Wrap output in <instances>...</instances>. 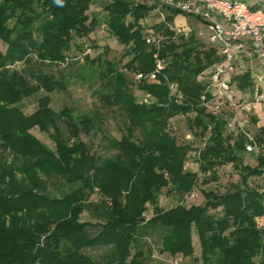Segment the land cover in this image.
<instances>
[{"label": "trees", "instance_id": "1", "mask_svg": "<svg viewBox=\"0 0 264 264\" xmlns=\"http://www.w3.org/2000/svg\"><path fill=\"white\" fill-rule=\"evenodd\" d=\"M148 1L107 0L104 5L108 31L125 51L111 62L104 58L105 48L88 63L98 68L100 102L119 110L125 123L120 139L107 142L114 155L100 160L80 138L98 132L99 117H76L73 108L55 112L49 106V94L66 90L69 80L58 66L67 63L74 40L86 38L98 25L88 15L91 0H63L62 6L56 0H0L5 46L0 51V264H147L140 239L150 230H160L162 254L191 258L194 231L201 264H264V226L259 225L264 185L249 182L264 178V154L256 155L255 166L243 162L248 145L264 146V126L251 141L244 132L228 133L223 113L207 111L200 99L206 87L197 77L218 61L215 47L204 46L194 33L172 39L165 23H159L156 32L165 39L153 49L143 36L145 26L138 25L154 9ZM166 13L167 23L180 14L170 8ZM154 54L164 68L158 83L138 82V89L154 99L141 104L118 66L128 58L124 70L147 74L155 69ZM18 63L22 70L12 68ZM172 83L180 100L170 95ZM233 83L240 91L254 90L249 70ZM42 92L37 109L23 114V99ZM191 113L190 128L205 139L196 159L198 172L185 168L191 146L179 144L167 129L170 119ZM35 128L49 135L54 150L32 135ZM229 164L239 173L232 192L204 191L201 205L157 207L163 189L183 197L199 182L217 181L216 169ZM58 183L71 191L51 197L49 187ZM93 195L99 197L96 202L90 201ZM147 204L153 215L146 221ZM85 211L99 221L94 236L87 230L93 224L79 220ZM106 245L112 250L102 262L84 253Z\"/></svg>", "mask_w": 264, "mask_h": 264}, {"label": "rangeland", "instance_id": "2", "mask_svg": "<svg viewBox=\"0 0 264 264\" xmlns=\"http://www.w3.org/2000/svg\"><path fill=\"white\" fill-rule=\"evenodd\" d=\"M107 0H91V6L88 11L89 17L94 18L98 25L92 33L86 38L81 40L75 39V47H72L71 52L68 55L67 63L58 66L69 80L67 88L64 91H55L49 94L50 108L59 112L64 107H70L74 109V116L80 117L82 115H96L99 117V130L95 134L89 136L81 135V140L88 145L91 152L99 157L100 160L112 157L115 150L107 146V142L110 140H119L123 134V126L125 118L121 112L117 109L110 110L104 107L99 100V96L102 94V88L100 87V79L97 78L98 68L97 65L89 64L88 62L94 60L99 56L105 48L109 52L104 56L107 61L117 62L122 58L124 54V47L117 43V41L110 35L107 28V14L104 10V5ZM134 3L147 2L148 0H130ZM247 3L255 2L256 0H242ZM158 15L152 10L147 16L140 20L144 22L146 29L143 30V36L152 29L156 34V26L159 24ZM138 23V25L140 24ZM176 26H181L189 29L191 33H194L198 40L204 46H210L204 39L198 37V32L201 30L199 22L192 17L179 14L174 17L172 23ZM77 47V48H76ZM155 49V48H153ZM0 51H5V46L0 42ZM87 56L88 60H84ZM128 58L123 59L118 66V70L122 71L128 79V90L130 94L139 102L142 100L145 93L138 89V82L136 75L126 71L122 68L123 64L127 62ZM23 64L18 63L12 68L16 70H22ZM246 70H249L254 82V90L240 91L235 87V84L231 88L232 101L229 106L227 103L220 106V112L223 113L227 120V132L237 134L238 132L246 133L249 140H253L257 135L260 127L264 126V100L257 102L255 96V87L259 88V93H264V68L261 67L259 60L255 57L247 59L242 63V67L238 66L235 70L234 77L241 75ZM156 84V83H155ZM170 85V84H169ZM168 85V88H169ZM176 85V84H175ZM44 95V92L35 96L24 98L20 104V109L25 115L32 114L37 109V99ZM170 95L171 92H170ZM193 114L186 116H177L168 121V132L174 137L179 144H189L191 151L187 155L185 168L188 171L198 172V163L196 161L198 152L204 147L205 139L197 134H194L190 128L189 120ZM255 119L256 121L254 122ZM40 142L45 144L50 149L54 150V144L48 134L41 133L37 128L31 130ZM254 142V141H253ZM246 153L243 156V162L245 165L255 166L257 164L255 157L258 154H264V146L259 145L246 147ZM217 181L210 182L206 185L197 184L190 194L183 197H179L172 193H167V189H163L161 195L158 197L157 207L162 210H167L177 205H184L189 207L192 205H201L203 203L202 193L208 191H214L219 193L232 192L235 186L239 184V173L230 164L218 167L216 169ZM200 181L202 175L199 174ZM250 185L254 187H260L264 185V178H253L250 181ZM71 191L70 186H62L61 184L50 185L49 194L51 197H60L64 193ZM98 195H93L90 198L91 202L98 200ZM218 211H211V213H217ZM153 215V208L151 205H146V211L143 214V218L147 221ZM264 218V217H262ZM80 222H88L93 224V228L87 229L90 236L97 234L100 229L97 227L99 221L96 220L94 212L85 211L79 217ZM262 226V225H260ZM160 230H150L140 242L144 245L146 250V256L148 258L147 264H184L193 263L201 264L200 262V246L196 233L192 234V246L193 256L191 258L183 257L182 255L170 256L168 254H162L160 249ZM112 250L111 245L106 246H94L88 247L84 250V253L90 258L101 261L108 258L109 252ZM133 253V250L131 251ZM102 262V261H101ZM107 264V263H105Z\"/></svg>", "mask_w": 264, "mask_h": 264}, {"label": "built area", "instance_id": "3", "mask_svg": "<svg viewBox=\"0 0 264 264\" xmlns=\"http://www.w3.org/2000/svg\"><path fill=\"white\" fill-rule=\"evenodd\" d=\"M154 5L153 11L158 15V22L172 32V39L182 37L187 39L191 31L181 26L165 22L167 8L178 11L180 14L195 18L201 30L198 37L207 44L215 47L218 61L204 70L197 77V81L206 87L201 95L202 105L208 112L220 115V106L231 105V88L238 66L242 67L247 59L255 57L264 68V0L247 3L242 0H150ZM140 24L144 26V22ZM146 43L158 50L160 43L165 39L159 33L149 30L144 36ZM155 69L153 72L135 74L136 80H146L158 83V74L163 70L164 63L154 54ZM253 75V74H252ZM169 91L177 99L181 94L175 84L169 85ZM257 102L264 100V93H259L255 87ZM154 102L151 95L145 94L141 104L150 105ZM264 226V218L259 220Z\"/></svg>", "mask_w": 264, "mask_h": 264}, {"label": "clouds", "instance_id": "4", "mask_svg": "<svg viewBox=\"0 0 264 264\" xmlns=\"http://www.w3.org/2000/svg\"><path fill=\"white\" fill-rule=\"evenodd\" d=\"M56 3H57L58 5H61V6H62V4H63V0H56Z\"/></svg>", "mask_w": 264, "mask_h": 264}]
</instances>
